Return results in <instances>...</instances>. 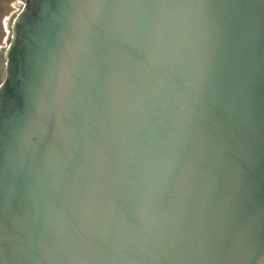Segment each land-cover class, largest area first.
Here are the masks:
<instances>
[{
    "label": "water",
    "instance_id": "obj_1",
    "mask_svg": "<svg viewBox=\"0 0 264 264\" xmlns=\"http://www.w3.org/2000/svg\"><path fill=\"white\" fill-rule=\"evenodd\" d=\"M0 48V264H264V0H26Z\"/></svg>",
    "mask_w": 264,
    "mask_h": 264
},
{
    "label": "rangeland",
    "instance_id": "obj_2",
    "mask_svg": "<svg viewBox=\"0 0 264 264\" xmlns=\"http://www.w3.org/2000/svg\"><path fill=\"white\" fill-rule=\"evenodd\" d=\"M26 0H0V47L7 45L8 22L19 12Z\"/></svg>",
    "mask_w": 264,
    "mask_h": 264
},
{
    "label": "bare ground",
    "instance_id": "obj_3",
    "mask_svg": "<svg viewBox=\"0 0 264 264\" xmlns=\"http://www.w3.org/2000/svg\"><path fill=\"white\" fill-rule=\"evenodd\" d=\"M25 4V3H24ZM24 4L22 5V6H20L21 8H20V10H19V12L18 13H16L15 15H13L12 16V18H10V20H9V22H8V29H9V33H10V25H11V23H12V21L14 20V18L16 17V15H18L19 13H20V11H22V9H23V7H24ZM8 33V34H9ZM4 47V46H3ZM0 48H2V47H0Z\"/></svg>",
    "mask_w": 264,
    "mask_h": 264
}]
</instances>
